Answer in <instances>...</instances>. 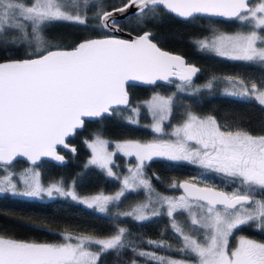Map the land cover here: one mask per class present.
Returning <instances> with one entry per match:
<instances>
[{
  "label": "snow or ice",
  "instance_id": "obj_1",
  "mask_svg": "<svg viewBox=\"0 0 264 264\" xmlns=\"http://www.w3.org/2000/svg\"><path fill=\"white\" fill-rule=\"evenodd\" d=\"M93 7L97 10L89 17ZM133 7L137 26L157 18L160 9L185 20L204 15L245 22L250 31L219 33L211 40L205 38L195 43L201 51L264 66V0L254 5L250 0H126L111 11L104 10L102 0H32L31 4L24 0H0V46L29 49L23 59L0 61V165L6 173L0 176V194L38 199L67 197L107 213L109 205L126 192L142 187L148 194L147 202L118 215L147 221L160 215V208L166 206L172 230L180 238L181 246L176 251L188 258L176 260L133 248L139 257L159 264H264V243L241 236L235 248L229 246L235 230L246 226L264 229V132L253 134L241 127L222 125L214 116L199 117L189 112L172 132L174 140L143 144L128 140L116 145L126 155L134 154L139 163L134 171L129 170L132 175L124 178L114 196L81 198L74 187L66 190L62 182L44 186L40 173L32 168L19 174L7 170L21 156L33 165L42 157L63 161L56 146L68 147L65 138L82 127L84 117H100L113 105H127L128 81L155 83L157 79L178 76L179 91L201 90L193 86V78L200 69L182 56L163 51L153 42L149 31L132 40L109 35L67 47L53 45L45 36V30L53 23L88 26L90 18L98 22V28L118 32L122 30L118 17ZM217 79L213 77L202 87L212 90ZM224 82L230 86L225 89L226 96L254 100L264 106V78L259 83L250 81V86L249 81L239 77H226ZM172 106L173 96L156 95L147 102L155 132L163 131L162 123L171 114ZM132 111L138 113L139 109ZM129 119L131 123L137 122ZM107 143L98 137L88 145L93 151L89 163L107 169L108 175L113 176L108 166ZM153 157L197 164L206 172L229 178L237 187L228 193L185 182L173 185L183 188L185 195L163 196L155 192L143 174L144 161ZM182 213L188 215L187 226L176 219ZM201 230L203 239L198 238ZM192 232L198 235L193 236ZM129 235L127 228L118 227L114 234L103 238L66 234L65 242L58 244L0 235V264H100L103 256L128 248ZM146 243L157 248L170 247L163 241ZM93 246L98 250L92 251ZM132 264H136L135 260Z\"/></svg>",
  "mask_w": 264,
  "mask_h": 264
},
{
  "label": "trees",
  "instance_id": "obj_2",
  "mask_svg": "<svg viewBox=\"0 0 264 264\" xmlns=\"http://www.w3.org/2000/svg\"><path fill=\"white\" fill-rule=\"evenodd\" d=\"M124 2L126 0H102L104 10L120 6ZM96 10L95 7L90 8L88 16L92 17ZM97 23L91 18L88 26L68 22L53 23L45 30V36L53 45L67 47L83 39L106 35L108 31L98 28ZM119 27L121 31L130 33L149 31L152 33V39L160 47L180 53L188 62L198 65L200 72L194 79L197 82H208L213 77H217L216 83L222 85L220 81L224 75H238L246 81L254 80L257 83L264 78V66L231 60L213 52L201 51L195 43L221 30L247 28L245 24H239L236 20L229 22L206 16H196L185 20L160 9L159 16L149 19L146 24L137 26L136 17L130 15L120 20ZM28 51L27 47L0 46V61L23 58ZM127 89L130 103L145 99L154 89L167 96L172 95V112L164 124L167 129L185 120L187 114L191 112L199 116H214L222 125L228 124L233 128L241 127L253 134L264 132V106H260L254 100H241L226 96L220 92L218 86H213L212 90L201 87V90L196 93L175 91L174 84L128 85ZM126 109V107L115 108L109 115H102L95 120H85L83 128L77 130L75 135L69 138V142L76 146V153L72 154L60 149L68 159L65 164L56 165L42 160L38 165L43 181L56 179H62L64 182L72 181L75 190L80 194L95 191L113 192L119 189V179L109 176L97 166L86 163L87 150L84 147V138L100 134L110 139L147 142L161 136V133L151 128V117L144 106L140 107L137 124L128 122L124 118L123 113ZM116 158L118 159V156ZM14 165L17 168L26 163L16 160ZM144 169L152 186L162 192L168 190L172 181L176 180L179 183L183 179L220 187L228 193L233 192L237 187L236 183L229 178L206 172L187 162L153 157L145 161ZM173 191L179 192L180 190L177 186ZM142 198L141 191L126 192L118 202L110 207L108 213H100L67 197L36 199L7 193L0 194V235L31 242H59L63 240L66 232L109 236L114 234L118 227H124L130 232L128 248L121 250L119 254L109 253L103 256L100 264H132L134 260L136 264H159L156 260L139 257L132 250L133 248L137 251L155 252L157 256L187 259V256L176 251L181 246L180 238L172 230L170 218L165 212H160V215L147 221H136L131 217L118 215L120 211L127 209L132 203ZM257 198H260L259 194ZM177 217L185 226L189 224L183 214H178ZM238 230L243 233H256L252 226ZM192 234L198 235L196 232ZM201 236L202 231L198 235L199 239ZM148 240L163 241L170 247L157 248L155 245L146 243ZM92 249L98 250L95 246Z\"/></svg>",
  "mask_w": 264,
  "mask_h": 264
},
{
  "label": "rangeland",
  "instance_id": "obj_3",
  "mask_svg": "<svg viewBox=\"0 0 264 264\" xmlns=\"http://www.w3.org/2000/svg\"><path fill=\"white\" fill-rule=\"evenodd\" d=\"M94 1H95V0H94ZM254 1H255V2H254ZM254 1L252 2L253 5H254L255 3H258V2H259V0H254ZM24 2H25V3H28V4H31L32 0H30V1H28V2H27V1H24ZM236 21H238V20H236ZM238 23H239V24H240V23H241V24H245V25L247 26V28H246V29H236V30H221V31H219V32H216V33L210 35L209 37H207V39L211 40L215 34H219V33L235 34L236 32H240V31L247 32V31H250V30H251V28L249 27V25H248L247 23H245V22H241V21H238ZM262 34H264V33H262ZM202 39H205V37H203ZM202 39H200V40H202ZM220 57H221V56H220ZM224 58H226V57H224ZM227 59H228V58H227ZM226 77H239V78H242V77H240V76H238V75H224V76H223V79L220 81V82H222V85H219V84H217V83L214 84V86H218V87H219V90H220V92H222V93L225 92V89L230 88V86L224 82V78H226ZM242 79H244V78H242ZM206 83H207V82H197V81L193 80V86H194V87H198V88H201V87H202L203 85H205ZM179 84H180V82H178V81L174 84L175 91H179V90H178V85H179ZM165 85H166V84H165ZM145 86H147V85H145ZM249 86H250V82H249ZM185 91H187V92H192V89H191V88H188V89H186ZM179 92H181V91H179ZM156 95H159V96H161V97H165V98L169 97V96H167V95L161 93L160 91L154 89V90H152V91L150 92V94H149L148 97H146L145 99H143V100H141V101L134 102V103H130V101H129L128 105L126 106L127 109H126V111L123 113L124 118H125L128 122H130V119H129V118H131V120H135V121H137L136 123H133V124H137V123H139V121H138V115H139V112H140V107H141V106H144V107L146 108V110H147L149 116L151 117V118H150V119H151L150 126H151V128H152V125L155 123V121L153 120L152 114H151V112L149 111V109H148V107H147V102H150V101L152 100V98H153L154 96H156ZM170 96H172V95H170ZM136 108L139 109L138 113H134V112L132 111V109H136ZM195 115H196V114H195ZM197 116H199V115H197ZM206 116H208V115H205V116H199V117H206ZM166 120H167V119H166ZM166 120H164L163 123H162L163 131H162V132H159V133H161V136H160L158 139H156V140H149V141H147V142H140V141H139V142L143 144V143H149V142H154V141L174 140L175 137L172 135V132L174 131V129H175L178 125L182 124V123L184 122V120L181 121L180 123H177V124L172 125V126L169 127L168 129L165 128V126H164ZM152 129H153V128H152ZM153 130H154V129H153ZM98 137H99V139L108 142L107 145H106V152H107L108 154H110V162H109V165H108V166L111 168L112 172L115 174V175H113V176L116 177L117 179H119V181H120V188L117 189V190H115V191H113V192L95 191V192H91V193H88V194H80V193H77V191H76L75 188H74L75 192H76V193L78 194V196L81 197V198L92 197V196H97V195L114 196L117 192L120 191L121 187L123 186V180H124V178L132 175V173H131L129 170L132 169V170L134 171V170L136 169L137 164L139 163L137 157H136L134 154H133V155H126L124 152L118 150L117 147H116L117 144H119V143H123L124 141H128V140H124V139H122V140L110 139V138H107V137L102 136V135H100V134H93V135L90 136V137H87V138L85 137V138H84V147H85V149L87 150L86 163H87L88 165H94V166L99 167L98 165L90 164V163H89V161L92 159L93 151H92V148L88 146L89 144L93 143ZM132 141H135V140H132ZM116 156H118V159L116 158ZM158 158H159V157H158ZM161 158L168 159V158H166V157H161ZM168 160H169V159H168ZM145 161H146V160H145ZM145 161H144V163H145ZM170 161H171V160H170ZM180 162H187V163L192 164V165H194V166H196V167H198V168H200V169H203L201 166H199V165H197V164H193V163L188 162V161H180ZM29 168H32L34 171L40 173V177H39V179H40L41 183H42L44 186H48V185L53 184V183H61V182H62L63 185H64V187L66 188V190L69 189V188H73V187H74L73 184H72V181L64 182L62 179H56V180H50V181H48V182H44L43 179H42V175H41L42 173H41V171H40V168H39L38 166H36V165H28V164H26V165H24V166H20V167H17V168H16V167H13V165H12L11 167L7 168V170L19 174V173H22V172H24V170L29 169ZM99 168H100V167H99ZM101 169H102V168H101ZM102 170H104V171L107 173V169H102ZM5 174H6V173H5V170H4V168H3V169H2V172L0 173V176H4ZM107 174H108V173H107ZM143 174H144V177H145V178H147V179L150 180L149 176H148V175L146 174V172H145L144 166H143ZM189 179H192V178H189ZM16 182L19 183L18 178L16 179ZM177 183H178V181H176V180L172 181V182L169 184V186H168V190H167V191H164V192H162V191H158V190H157L156 188H154L153 186H152V188L155 190V192H157V193H159V194H161V195H163V196H168V197H180V196L183 195L180 191H179V192L173 191V189L175 188V187H173V185H174V184L177 185ZM201 183H202V182H201ZM151 185H152V184H151ZM176 187H177V186H176ZM135 191H141V193H142V195H143V198H142L141 200H139V201H136V202L132 203L127 209H125V210H123V211H120V213H123V212H129V211H131L132 208H133L134 206H136L137 204L147 202L148 194H147V192H146V190H145L144 188L141 187V188L136 189ZM230 193H231V192H230ZM36 199H38V198H36ZM43 199H49V198H48L47 196H45ZM116 202H118V201H114L112 204L109 205V211H110V207H111L113 204H115ZM81 204H82V203H81ZM154 207L159 208V205H154ZM109 211H108V212H109ZM166 211H167L166 206H165L164 208H160V212H165V213H166ZM108 212H107V213H108ZM182 214L184 215V217L186 218V220L190 223L187 213H182ZM176 219L178 220V217H177V216H176ZM252 229L257 230V229H259V228H256L255 226H252ZM262 230L264 231V229H262ZM201 231H202V230H201ZM66 234H70V235H72V236H76V235H88V234L73 233V232H66L64 235H66ZM190 234L193 235V236H196V235H194V234H192V233H190ZM64 235H63V240H61V241H59V242H35V243H48V244H58V243H63V242H65V241H64ZM91 236H92V235H91ZM241 236L246 237V236H245V233H243V232H239V230H235V231H234V233L232 234V236L229 238V246H230V249H231V248H235V247L238 245V243H239V239H240ZM94 237L103 238V237H106V236H94ZM198 238H199V237H198ZM247 238H248V239H251V240H255V239H253V238H249V237H247ZM201 239H203V233H202ZM23 241H25V240H23ZM255 241H257V240H255ZM27 242H31V241H27ZM257 242L264 243V241H257ZM91 250H92V251H95L94 249H91ZM172 259H175V258H172ZM176 260H180V259H176Z\"/></svg>",
  "mask_w": 264,
  "mask_h": 264
},
{
  "label": "water",
  "instance_id": "obj_4",
  "mask_svg": "<svg viewBox=\"0 0 264 264\" xmlns=\"http://www.w3.org/2000/svg\"><path fill=\"white\" fill-rule=\"evenodd\" d=\"M120 6H122V5H120ZM120 6H117V7H120ZM113 8H116V7H113ZM113 8H110V9H107V10H108V11H111ZM134 12H136V9H135L134 7H133V8H130L129 11H128L126 14H121L118 18H119L120 20H123V19L127 18L128 16L133 15ZM173 15H174L175 17H177V18H180V17L176 16L175 14H173ZM198 16H204V15H198ZM206 17H209V16H206ZM210 18H213V19H223V20H233V19H227V18H224V17H210ZM180 19H183V18H180ZM106 31H108V30H106ZM108 32H109V33H112V34H109V35L114 36V37L117 38V39L132 40V39L136 38L138 35H142L144 31L141 32V33H130V32H128V31H118V32H110V31H108ZM109 35L97 36V37H90V38H87V39H102V38H105L106 36H109ZM83 40H84V39H83ZM81 41H82V40H81ZM153 42L156 43L154 40H153ZM156 44H157V43H156ZM157 45H158V44H157ZM158 47H160V46L158 45ZM160 48H161L163 51L169 52V53H171V54H173V55H179V56H182V57L184 58V60H185L187 63H189V64H193V65H195L197 68L200 69V67H199L198 65H196V64H194V63H191V62H188V61L186 60V58H185L182 54L177 53V52H173V51H170V50H167V49H164V48H162V47H160ZM23 58H25V57H23ZM23 58H17V59H23ZM6 60H7V59H6ZM1 61H3V60H1ZM198 74H199V73H198ZM198 74H197V75H198ZM197 75L193 78V80L197 77ZM174 81H178V82H180L179 77H178V76H170L168 80L157 79L155 83H146V82H144V81H128V82H126V84H125V91H126L127 94H128V103H129V101H130V96H129V92H128V89H127L128 85H143V86L147 85V86H148V85H155V84H157V83L166 84V85H172ZM127 105H128V104H127ZM127 105H113V106L110 108V111H109L108 113L103 114V115H109V114H111L112 109H115V108H125ZM100 117H101V116H100ZM100 117H84L83 120H84V122H85V120H95V119L100 118ZM83 125H84V123H83ZM83 125H82V127L77 128L76 131L82 129V128H83ZM76 131H75L74 134H72L71 136L65 138V144H67L68 147H64L63 145H57V146H56L55 151H56V153H57L58 155L64 157V160H63V161H57V160L54 159L53 157H42L39 161L36 162L35 165L40 164V162H41L42 160L50 161V162H52V163H54V164H56V165H63V164H65V163L67 162L68 159H67V157L64 155V153L60 151V149L65 150V151H68V152H70V153H72V154L76 153V146H75L74 144H72L71 142H69V138L73 137V136L75 135ZM73 148L75 149V151H72ZM16 160H22V161H24V162H26V163H28V164L33 165V164L31 163V161H29V160L27 159V157H22V156H21V157H17L14 161H16ZM185 182L190 183V184H193V183H194V184H197L199 187H210V188H213L214 190H217V191H224V192H227L226 190H224V189H222V188H220V187H216V186L209 185V184H200V183H197V182H195V181L188 180V179H183V180L179 181L178 185L183 184V183H185ZM178 189L180 190V192H181L183 195H185V192H184V189H183V188H181V187L178 186Z\"/></svg>",
  "mask_w": 264,
  "mask_h": 264
},
{
  "label": "flooded vegetation",
  "instance_id": "obj_5",
  "mask_svg": "<svg viewBox=\"0 0 264 264\" xmlns=\"http://www.w3.org/2000/svg\"><path fill=\"white\" fill-rule=\"evenodd\" d=\"M254 0H250V3H252ZM255 2V1H254ZM235 19H233V21H234ZM226 21H232V20H226ZM109 34H112V33H107L106 35H109ZM176 82L174 81V83L173 84H175ZM158 84H161V83H157V84H155V85H150V86H156V85H158ZM141 86H143V85H141ZM149 86V85H148ZM65 151V150H64ZM68 152V151H67ZM16 161H14L13 162V167H16L15 165H14V163H15ZM42 162V161H41ZM40 162V163H41ZM26 163V162H25ZM26 164H28V163H26ZM12 165H10V166H8V168L9 167H11ZM28 165H31V164H28ZM38 165H40V164H38ZM38 165H36V166H38ZM1 166V169H3L4 168V166H2V165H0ZM255 230V229H254ZM245 236H246V238L247 237H249V238H253V239H255V240H257V241H264V231L262 230V229H257L256 230V233L254 234H250V233H245Z\"/></svg>",
  "mask_w": 264,
  "mask_h": 264
}]
</instances>
